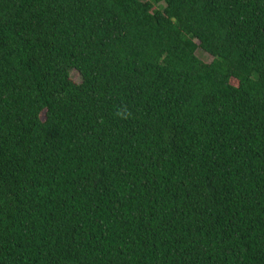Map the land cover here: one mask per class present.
I'll return each mask as SVG.
<instances>
[{
  "label": "trees",
  "instance_id": "16d2710c",
  "mask_svg": "<svg viewBox=\"0 0 264 264\" xmlns=\"http://www.w3.org/2000/svg\"><path fill=\"white\" fill-rule=\"evenodd\" d=\"M0 264H264V0H0Z\"/></svg>",
  "mask_w": 264,
  "mask_h": 264
},
{
  "label": "rangeland",
  "instance_id": "374dc122",
  "mask_svg": "<svg viewBox=\"0 0 264 264\" xmlns=\"http://www.w3.org/2000/svg\"><path fill=\"white\" fill-rule=\"evenodd\" d=\"M199 56H200V58H202L203 60H206L208 62H210L212 60V58L210 56H208L207 54H204L202 52L199 53ZM73 78L77 82L80 81V76L76 72L73 73Z\"/></svg>",
  "mask_w": 264,
  "mask_h": 264
}]
</instances>
